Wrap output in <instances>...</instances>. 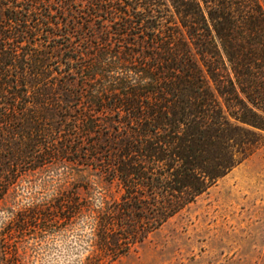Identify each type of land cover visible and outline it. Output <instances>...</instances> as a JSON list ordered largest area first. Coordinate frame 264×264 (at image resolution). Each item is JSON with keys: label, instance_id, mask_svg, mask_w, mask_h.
<instances>
[{"label": "trees", "instance_id": "1", "mask_svg": "<svg viewBox=\"0 0 264 264\" xmlns=\"http://www.w3.org/2000/svg\"><path fill=\"white\" fill-rule=\"evenodd\" d=\"M263 143L260 0H0V205L50 168L118 189L73 183L18 230L84 216L110 264Z\"/></svg>", "mask_w": 264, "mask_h": 264}, {"label": "rangeland", "instance_id": "2", "mask_svg": "<svg viewBox=\"0 0 264 264\" xmlns=\"http://www.w3.org/2000/svg\"><path fill=\"white\" fill-rule=\"evenodd\" d=\"M264 6V0H260ZM90 184L93 204L103 191L117 197L115 185L76 166L65 176L52 168L15 183L0 205V264H86L90 230L84 216L71 224L26 227L13 214L51 203L72 184ZM12 209V210H11ZM110 264H264V143L219 178L194 202Z\"/></svg>", "mask_w": 264, "mask_h": 264}]
</instances>
